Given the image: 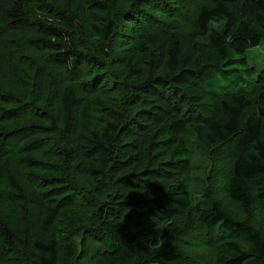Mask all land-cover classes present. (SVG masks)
<instances>
[{
	"label": "trees",
	"instance_id": "obj_1",
	"mask_svg": "<svg viewBox=\"0 0 264 264\" xmlns=\"http://www.w3.org/2000/svg\"><path fill=\"white\" fill-rule=\"evenodd\" d=\"M263 43L264 0H0V264H264Z\"/></svg>",
	"mask_w": 264,
	"mask_h": 264
},
{
	"label": "rangeland",
	"instance_id": "obj_2",
	"mask_svg": "<svg viewBox=\"0 0 264 264\" xmlns=\"http://www.w3.org/2000/svg\"><path fill=\"white\" fill-rule=\"evenodd\" d=\"M245 59L247 61L246 65L248 67L259 69L260 67L264 66V43L248 51L245 56ZM246 65L241 66L239 64H232L230 66L225 67L224 70L227 71L228 73L223 76L220 74H217L216 79H217L218 84L219 83L220 84L230 83L232 80H234V78L240 75L246 78V73L245 71H243L244 69H247ZM255 76H256V73L254 74L253 77Z\"/></svg>",
	"mask_w": 264,
	"mask_h": 264
}]
</instances>
